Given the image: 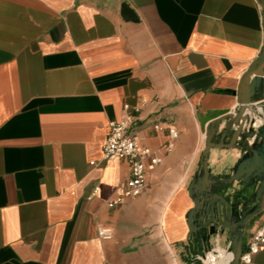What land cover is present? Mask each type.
Segmentation results:
<instances>
[{
	"label": "crops",
	"instance_id": "crops-1",
	"mask_svg": "<svg viewBox=\"0 0 264 264\" xmlns=\"http://www.w3.org/2000/svg\"><path fill=\"white\" fill-rule=\"evenodd\" d=\"M262 45L257 0H0V264H183L199 116L235 107L214 90L235 89ZM124 104L162 159L109 207L129 164L102 147ZM241 153L211 149L209 171L228 176Z\"/></svg>",
	"mask_w": 264,
	"mask_h": 264
},
{
	"label": "water",
	"instance_id": "water-1",
	"mask_svg": "<svg viewBox=\"0 0 264 264\" xmlns=\"http://www.w3.org/2000/svg\"><path fill=\"white\" fill-rule=\"evenodd\" d=\"M257 2L263 25L261 50L235 89L214 90L235 97V107L214 109L199 116L204 145L199 169L186 187L192 206L185 214L188 230L182 244L183 264H202L216 235L229 238L232 254L229 264H240L243 238L253 219L264 211V0ZM228 134L229 139L225 141ZM215 148L242 150L228 176H217L209 171L208 155ZM233 182L254 186L251 202L255 203L247 211L249 203L239 211L235 203L217 192L220 186Z\"/></svg>",
	"mask_w": 264,
	"mask_h": 264
},
{
	"label": "built area",
	"instance_id": "built-area-1",
	"mask_svg": "<svg viewBox=\"0 0 264 264\" xmlns=\"http://www.w3.org/2000/svg\"><path fill=\"white\" fill-rule=\"evenodd\" d=\"M129 108L128 104H124V115L118 120L109 121L108 136L102 147L104 159L113 160L123 157L129 164V176L123 185L118 188L115 197L107 201L109 207L120 205L127 197L138 196L142 192L143 181L147 171L154 169L162 159L157 151L143 145L138 132L131 128L134 116L128 113ZM135 110L138 111L139 107H135ZM154 128L158 129L159 125H154ZM177 135L178 131L176 127L169 125V140L164 146L166 152L170 151L173 147ZM94 193H97V188L94 190ZM253 221L247 230V240L243 243L244 250L240 255V264H256L254 256L264 245V221L257 222L256 224L254 219ZM97 235L102 239H110L112 237V230L105 227H97ZM219 240L220 236L216 235L211 247L206 251L205 257L202 258V264H229L232 257L230 241L226 243L225 247H222L219 244ZM218 248L224 250L226 253L225 257L219 255ZM228 254L231 255L230 258L227 257Z\"/></svg>",
	"mask_w": 264,
	"mask_h": 264
},
{
	"label": "flooded vegetation",
	"instance_id": "flooded-vegetation-1",
	"mask_svg": "<svg viewBox=\"0 0 264 264\" xmlns=\"http://www.w3.org/2000/svg\"><path fill=\"white\" fill-rule=\"evenodd\" d=\"M242 186L244 187L246 191L242 197L235 195V197L230 198L229 196H226L225 192L222 190V188L225 187L224 185L220 186L217 192L223 193L227 200L231 201L232 203H235V209H238L239 211H241L244 208V205L249 203L248 205H246V208H245V211H247L255 203V202H251L252 194L254 191V186H245L243 184Z\"/></svg>",
	"mask_w": 264,
	"mask_h": 264
},
{
	"label": "bare ground",
	"instance_id": "bare-ground-1",
	"mask_svg": "<svg viewBox=\"0 0 264 264\" xmlns=\"http://www.w3.org/2000/svg\"><path fill=\"white\" fill-rule=\"evenodd\" d=\"M259 121H260V118H259ZM219 249H220V248H218V252H219ZM220 251H222V250H220ZM219 254H220V253H219ZM221 255H223V254L221 253ZM230 256H231L230 254L227 255L228 258H230ZM221 257H222V256H221Z\"/></svg>",
	"mask_w": 264,
	"mask_h": 264
}]
</instances>
